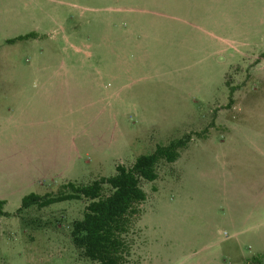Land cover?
Masks as SVG:
<instances>
[{
	"label": "rangeland",
	"instance_id": "374dc122",
	"mask_svg": "<svg viewBox=\"0 0 264 264\" xmlns=\"http://www.w3.org/2000/svg\"><path fill=\"white\" fill-rule=\"evenodd\" d=\"M188 135L142 183L127 264H264V221L245 217L264 177V0H0V160L31 166L0 193L57 195ZM7 200L0 264H98L71 239L88 201Z\"/></svg>",
	"mask_w": 264,
	"mask_h": 264
},
{
	"label": "trees",
	"instance_id": "16d2710c",
	"mask_svg": "<svg viewBox=\"0 0 264 264\" xmlns=\"http://www.w3.org/2000/svg\"><path fill=\"white\" fill-rule=\"evenodd\" d=\"M29 34L8 40V44L27 40ZM191 137L159 146L153 153L139 156L133 166L116 167V174L103 177L88 185L68 183L57 195L31 194L23 198L19 213L33 206L46 208L65 201L86 200L83 218L73 223L71 239L74 246L88 260L98 264H127L130 256V235L140 206L147 200L143 182L158 179L161 163H175L180 152L187 148ZM5 201H0V217L10 216L4 211Z\"/></svg>",
	"mask_w": 264,
	"mask_h": 264
},
{
	"label": "crops",
	"instance_id": "0c3cea01",
	"mask_svg": "<svg viewBox=\"0 0 264 264\" xmlns=\"http://www.w3.org/2000/svg\"><path fill=\"white\" fill-rule=\"evenodd\" d=\"M57 147V145H54ZM15 145L13 144H4L1 149H13ZM45 164H36L33 166L35 171L47 172ZM49 167V166H48ZM31 171V166L29 160H0V191L13 189V185H18V189H23L30 182L31 176L29 175ZM253 190H256L254 192ZM19 195L22 199L26 195L21 193H0V201H5V208L9 204L7 198L12 195ZM247 207L252 205L253 210L249 209L246 214L247 222L251 221L253 223H260L264 221V177L261 180V185L257 187H251L249 193L245 195Z\"/></svg>",
	"mask_w": 264,
	"mask_h": 264
}]
</instances>
